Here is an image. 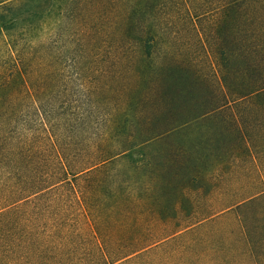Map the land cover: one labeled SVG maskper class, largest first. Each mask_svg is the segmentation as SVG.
Instances as JSON below:
<instances>
[{"label":"trees","instance_id":"trees-1","mask_svg":"<svg viewBox=\"0 0 264 264\" xmlns=\"http://www.w3.org/2000/svg\"><path fill=\"white\" fill-rule=\"evenodd\" d=\"M35 1L0 0V37L17 18L35 24L28 20L39 15ZM123 14L137 63L101 99L92 82L81 99H57L51 57L5 41L0 264H264L263 222L251 226L239 212L264 188L243 200L216 196L220 206L198 217L193 207L198 192L233 180L239 161L264 157V0H213L195 13L214 17L208 33L194 24L211 73L175 54L166 68L151 62L164 15H180L166 0H133ZM165 69L172 81L164 95ZM166 113L174 119L167 129ZM187 130L193 134L169 155L145 151ZM166 203L181 208L166 212Z\"/></svg>","mask_w":264,"mask_h":264},{"label":"rangeland","instance_id":"rangeland-1","mask_svg":"<svg viewBox=\"0 0 264 264\" xmlns=\"http://www.w3.org/2000/svg\"><path fill=\"white\" fill-rule=\"evenodd\" d=\"M131 1L133 2V0H36L33 5H38V9L40 8L39 15L28 18L29 21L34 18L35 24L28 27V21H21L17 18L16 28L11 32H5V35L0 37V59L5 57L6 39L16 42V45L25 51L37 47L40 53L51 57V70L55 73L54 78L59 84L57 99L64 97L71 100L81 99L86 95V86L91 82L94 85L98 83V90L92 96L101 99L106 96L104 87L121 84L122 71L134 67L137 63L138 47L125 38L121 24V21L125 20L123 13ZM146 1L156 4L160 0ZM211 1L213 0H187L185 4L175 6V0H166L167 8L176 7L180 15L176 20L169 18L172 16L164 15L165 30L159 43L152 48L154 55L151 62H159L166 68V65L172 61V55L175 54L182 63L192 62V70H199L202 73L213 72V65L211 67V61L203 55L204 48L197 40L195 34L197 27H194V24L198 23V28L205 29L207 33L213 30L214 17L197 19L194 16ZM25 7L27 8L25 5L22 8ZM26 17L25 15L24 18ZM206 41L208 45V40ZM167 72L168 70L165 69L162 75L164 88L161 93L164 95L172 81ZM62 85H67V92H62L64 91ZM167 116L169 118L166 119V129L174 122L168 113H166ZM248 117L253 118L254 116L250 114ZM198 129L199 133L203 132L202 128ZM192 132L193 130H187L178 136L161 140L146 147L145 151L167 156L183 145L178 139L189 136L193 134ZM262 144L259 141L260 149L264 147ZM254 162L251 159L239 161L237 170L240 173L236 174L233 180L229 179L224 182L219 189L212 190L208 195L204 196L198 192L196 198V193H194L192 196L196 199L193 207L199 213L195 216L200 215L199 210L219 207L220 204L214 202L219 199L216 196L226 195L236 200H243L248 194L264 188L263 155ZM123 178V175H119L118 181L122 182ZM206 201L210 202V206L206 204ZM180 208L166 203V212ZM239 212L245 216L251 226H254L257 221L263 222L262 225H264V197L243 206ZM186 221L190 219L187 218ZM165 223L173 225L174 222L166 218ZM153 225H160L159 220L156 219ZM169 232L171 230L166 229V234ZM257 232L255 229L254 236ZM261 235H264V228ZM257 251L259 253L260 249Z\"/></svg>","mask_w":264,"mask_h":264}]
</instances>
